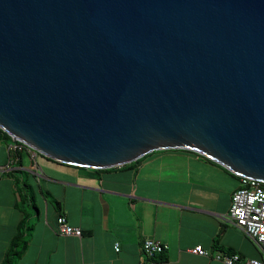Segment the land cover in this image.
I'll return each instance as SVG.
<instances>
[{"label": "water", "instance_id": "95a60500", "mask_svg": "<svg viewBox=\"0 0 264 264\" xmlns=\"http://www.w3.org/2000/svg\"><path fill=\"white\" fill-rule=\"evenodd\" d=\"M0 128L69 165L188 149L264 182V0H0Z\"/></svg>", "mask_w": 264, "mask_h": 264}, {"label": "crops", "instance_id": "0c3cea01", "mask_svg": "<svg viewBox=\"0 0 264 264\" xmlns=\"http://www.w3.org/2000/svg\"><path fill=\"white\" fill-rule=\"evenodd\" d=\"M8 155L0 161L10 166L0 175V264L22 219L32 229L17 264H138L148 237L168 245L156 264H224L215 257L220 251L263 257L227 216L241 177L215 160L162 149L127 165L91 169L27 151L12 165L10 146ZM60 215L82 235L60 233ZM197 245L209 255L191 251Z\"/></svg>", "mask_w": 264, "mask_h": 264}, {"label": "built area", "instance_id": "2783aa9c", "mask_svg": "<svg viewBox=\"0 0 264 264\" xmlns=\"http://www.w3.org/2000/svg\"><path fill=\"white\" fill-rule=\"evenodd\" d=\"M14 151H27L36 155L34 149L22 141H17L10 145ZM12 159L10 160V164ZM10 166H0V175ZM242 177V184L232 194L230 211L227 216L239 226L250 238H252L263 252L262 258L242 259L237 253L216 252L215 257L223 260L224 264H264V186L262 181L249 177ZM58 230L62 234L82 235L80 227L71 225L64 215L57 219ZM144 259L138 264H156L155 258L164 252L168 245L155 238L148 237L143 241ZM116 250L120 246L116 245ZM191 251L209 255L207 249L202 245H197Z\"/></svg>", "mask_w": 264, "mask_h": 264}, {"label": "trees", "instance_id": "16d2710c", "mask_svg": "<svg viewBox=\"0 0 264 264\" xmlns=\"http://www.w3.org/2000/svg\"><path fill=\"white\" fill-rule=\"evenodd\" d=\"M0 136L6 137V138H12V136L8 132H6L5 130H3L1 128H0ZM179 150L189 151V152L195 153L197 155H200L201 157H203L207 160L213 161V159H211V158H209L203 154H200L196 151H193V150H188V149H179ZM13 151L14 150L10 149L11 157L12 158L16 157L17 162L22 163V154L24 153V151H14V152ZM146 155H148V154H146ZM224 167H226V166H224ZM82 168H86V167H82ZM227 169L230 170L229 168H227ZM230 171H232V170H230ZM238 177H241V176H238ZM241 181H242V177H241ZM262 185L264 186V182L262 183ZM31 229H32V225H27L25 219H22L20 221V223L18 224V231L14 235V237L12 238L10 246L6 252L5 259L1 264H17L18 260L20 259V257L22 256V254L24 253V251L27 248L28 242L25 239L26 231H31Z\"/></svg>", "mask_w": 264, "mask_h": 264}, {"label": "rangeland", "instance_id": "374dc122", "mask_svg": "<svg viewBox=\"0 0 264 264\" xmlns=\"http://www.w3.org/2000/svg\"><path fill=\"white\" fill-rule=\"evenodd\" d=\"M13 143V138H6V137H3V136H0V161H5L7 162L8 161V153H9V146ZM14 152V151H13ZM39 161L41 162H46L47 160L42 157V155H38V158H37ZM32 160V158H31ZM29 161L27 159H25V163H28ZM17 164V161H15L14 157L12 158V165H16ZM31 164V163H30ZM31 165H34V167H36V162L35 164H31ZM30 171V170H29ZM32 173V171H30ZM37 186V185H36Z\"/></svg>", "mask_w": 264, "mask_h": 264}]
</instances>
